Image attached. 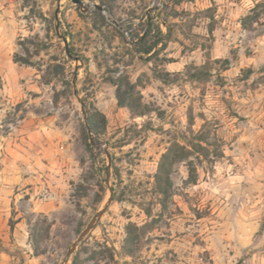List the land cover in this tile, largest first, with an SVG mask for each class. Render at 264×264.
I'll list each match as a JSON object with an SVG mask.
<instances>
[{
  "label": "rangeland",
  "instance_id": "rangeland-1",
  "mask_svg": "<svg viewBox=\"0 0 264 264\" xmlns=\"http://www.w3.org/2000/svg\"><path fill=\"white\" fill-rule=\"evenodd\" d=\"M81 1L0 0V264H264V0Z\"/></svg>",
  "mask_w": 264,
  "mask_h": 264
},
{
  "label": "water",
  "instance_id": "water-1",
  "mask_svg": "<svg viewBox=\"0 0 264 264\" xmlns=\"http://www.w3.org/2000/svg\"><path fill=\"white\" fill-rule=\"evenodd\" d=\"M71 1H72L73 3H75V4L80 5L81 7L88 8V6L86 7V6L83 5V3H82L81 0H71ZM90 6L94 7V8L97 9L99 12H101V13H103V14L106 15V12H105V10H104V8H103L102 6L97 5V4H94V3H93V4H89V7H90ZM56 14H57V11L55 12V18H56ZM106 17H107V16H106ZM107 19H109V18L107 17ZM65 52H66V54L68 55V57H71V56L69 55L67 49H65ZM87 130H88V133H90V130H89L88 127H87ZM90 143H91V145H94V143H93L92 140H91ZM110 193H111V190H110ZM110 198H111V197H109L108 202L110 201ZM103 211H104V210H101V211H99L98 213H96V214L94 215V217L90 220L88 226H87V227L81 232V234H80L79 237L77 238L76 242L72 245V250L75 248L76 244L79 243V242L82 240V238L88 233V231L91 229L92 225L94 224L96 218L99 217V216H101V214L103 213Z\"/></svg>",
  "mask_w": 264,
  "mask_h": 264
},
{
  "label": "trees",
  "instance_id": "trees-1",
  "mask_svg": "<svg viewBox=\"0 0 264 264\" xmlns=\"http://www.w3.org/2000/svg\"><path fill=\"white\" fill-rule=\"evenodd\" d=\"M90 128L93 130V126L92 125H90ZM162 166H163V164L160 165L159 172L156 175L155 179H156L158 191L161 192V193H164L165 192V186L161 185V182L164 180V183L168 184V176H167V174H165V175L161 174ZM75 259L76 258H74L72 260L71 264H76L75 263Z\"/></svg>",
  "mask_w": 264,
  "mask_h": 264
},
{
  "label": "built area",
  "instance_id": "built-area-1",
  "mask_svg": "<svg viewBox=\"0 0 264 264\" xmlns=\"http://www.w3.org/2000/svg\"><path fill=\"white\" fill-rule=\"evenodd\" d=\"M157 4H158V3H156V0H154V1L152 2L151 7H153L154 5H157ZM125 35H126V36H129L128 32H125ZM120 73H122L121 68H120L118 74H120Z\"/></svg>",
  "mask_w": 264,
  "mask_h": 264
},
{
  "label": "bare ground",
  "instance_id": "bare-ground-1",
  "mask_svg": "<svg viewBox=\"0 0 264 264\" xmlns=\"http://www.w3.org/2000/svg\"><path fill=\"white\" fill-rule=\"evenodd\" d=\"M84 6H86V7L88 6V7H89V4H87V5H84Z\"/></svg>",
  "mask_w": 264,
  "mask_h": 264
},
{
  "label": "crops",
  "instance_id": "crops-1",
  "mask_svg": "<svg viewBox=\"0 0 264 264\" xmlns=\"http://www.w3.org/2000/svg\"><path fill=\"white\" fill-rule=\"evenodd\" d=\"M3 67H7V68H8V66H7V65H6V66L4 65Z\"/></svg>",
  "mask_w": 264,
  "mask_h": 264
}]
</instances>
